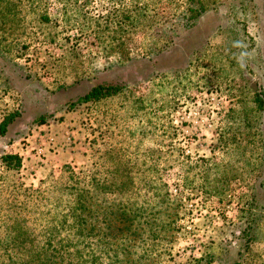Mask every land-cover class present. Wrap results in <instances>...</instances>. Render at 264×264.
Listing matches in <instances>:
<instances>
[{
  "label": "rangeland",
  "instance_id": "rangeland-1",
  "mask_svg": "<svg viewBox=\"0 0 264 264\" xmlns=\"http://www.w3.org/2000/svg\"><path fill=\"white\" fill-rule=\"evenodd\" d=\"M92 177V264H264V0H0V264Z\"/></svg>",
  "mask_w": 264,
  "mask_h": 264
},
{
  "label": "trees",
  "instance_id": "trees-1",
  "mask_svg": "<svg viewBox=\"0 0 264 264\" xmlns=\"http://www.w3.org/2000/svg\"><path fill=\"white\" fill-rule=\"evenodd\" d=\"M118 90L119 87L116 86H95L86 93L83 100L97 99L102 96L114 94ZM262 101L258 97V102ZM1 126L5 129L7 123L5 122ZM2 132L4 131L2 130ZM105 184V177L102 179L92 177L84 185V188L74 189V192L70 193L71 200L62 216V221H60L59 226L60 233L62 229L66 236L58 240H55L54 237H49L47 240V248L42 257L32 256L29 264H92L90 258L83 259L85 255L87 257L90 256V252L83 248L89 246L87 241L92 239L93 232L96 230L94 222L95 214L102 216L101 225L105 224L107 229L114 226V223H112L113 220L121 223H129L130 221L127 210H124L122 207L120 208L117 205L101 207L94 203L93 196H95V191H98V189L101 191L105 188L108 189V187H105ZM114 192L116 191L112 190L108 193ZM116 212L118 213L115 214ZM124 228H128V226H124ZM75 238H77L79 244L84 241L85 246L72 245ZM71 248H75V250L71 252Z\"/></svg>",
  "mask_w": 264,
  "mask_h": 264
}]
</instances>
